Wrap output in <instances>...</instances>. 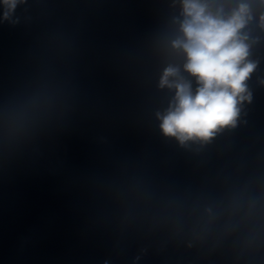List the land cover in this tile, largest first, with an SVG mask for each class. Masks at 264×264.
<instances>
[{
	"label": "water",
	"instance_id": "obj_1",
	"mask_svg": "<svg viewBox=\"0 0 264 264\" xmlns=\"http://www.w3.org/2000/svg\"><path fill=\"white\" fill-rule=\"evenodd\" d=\"M235 126L161 130L182 0H0V264H264V15ZM172 79V78H170Z\"/></svg>",
	"mask_w": 264,
	"mask_h": 264
},
{
	"label": "clouds",
	"instance_id": "obj_2",
	"mask_svg": "<svg viewBox=\"0 0 264 264\" xmlns=\"http://www.w3.org/2000/svg\"><path fill=\"white\" fill-rule=\"evenodd\" d=\"M3 3L12 9L17 0ZM182 15V38L172 41L171 47L183 52V69L196 78L199 87L193 93L191 83L171 65L160 80L161 87L175 89L173 103L160 117V127L164 135L176 137L181 144L208 140L219 129L235 126L238 105L250 100L245 81L255 69L247 61L248 37L241 34L252 19L247 3L225 13L223 5L213 9L203 0H182ZM260 21L264 27V15Z\"/></svg>",
	"mask_w": 264,
	"mask_h": 264
}]
</instances>
